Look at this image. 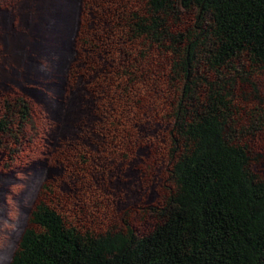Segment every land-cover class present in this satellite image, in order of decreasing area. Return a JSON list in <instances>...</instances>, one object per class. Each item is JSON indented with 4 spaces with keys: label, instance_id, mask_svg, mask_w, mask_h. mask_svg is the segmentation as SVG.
I'll return each instance as SVG.
<instances>
[{
    "label": "rangeland",
    "instance_id": "374dc122",
    "mask_svg": "<svg viewBox=\"0 0 264 264\" xmlns=\"http://www.w3.org/2000/svg\"><path fill=\"white\" fill-rule=\"evenodd\" d=\"M89 7L99 17L92 24L85 17ZM148 15L145 0L0 5V118L4 100L24 94L43 121L35 137L29 130L0 134V264H8L39 204L81 233L150 232L156 212L177 190L171 164L190 147L180 128L211 92L227 103L226 138L247 148L251 171L264 179V69L245 53L212 67L210 19L194 0H172L160 13L157 36L135 33L137 18ZM78 30L88 32L93 49L81 50ZM76 63L109 93L91 94L106 106V124L114 120L117 133L131 129L140 140L126 160L111 154L106 131L95 135L84 126L90 121L68 128L66 110L91 99L83 81L63 100L66 74Z\"/></svg>",
    "mask_w": 264,
    "mask_h": 264
},
{
    "label": "trees",
    "instance_id": "16d2710c",
    "mask_svg": "<svg viewBox=\"0 0 264 264\" xmlns=\"http://www.w3.org/2000/svg\"><path fill=\"white\" fill-rule=\"evenodd\" d=\"M145 1L150 15L137 18L135 33L157 36L172 0ZM194 2L210 19L212 67L245 53L264 69V0ZM26 99L4 100L0 134L32 129ZM198 109L180 128L190 147L171 164L177 190L150 232L81 233L39 204L8 264H264V179L251 171L247 148L226 138L225 99L211 92Z\"/></svg>",
    "mask_w": 264,
    "mask_h": 264
},
{
    "label": "flooded vegetation",
    "instance_id": "af4514ba",
    "mask_svg": "<svg viewBox=\"0 0 264 264\" xmlns=\"http://www.w3.org/2000/svg\"><path fill=\"white\" fill-rule=\"evenodd\" d=\"M90 7H91V5H90ZM90 7L88 8V10L86 12L85 17L87 18V20L89 18L90 24H92V22H94V21L97 22V20H99V17L93 16V12H91L92 9ZM91 17L92 18L94 17L96 19L93 18L94 20H91ZM129 30L131 31L132 28L129 27ZM80 32L82 33V31H80ZM80 32L78 30L77 33H80ZM88 36H89V34L87 31H85L84 34H81V38H80L81 50L85 49V50L90 51L89 45L92 46V49H93V47H95V46H93L94 40L92 38H89ZM79 53L82 54L81 52H79ZM74 65H75V69L70 70V68H69L68 72L66 74V81L64 82V85H63V100H65V97L67 95L68 90L72 92L74 85L76 86L83 81H84L83 83L86 84L85 86L88 85V87H89L87 91H88V97H90L91 99H92L91 94L94 91H97V93H98L101 88H102V92L104 94H109V93L105 92V88H103L101 86H97V84L95 83L96 82L95 80L86 79V77L88 76V72L82 68H78L77 65H80V64L76 63ZM113 69H114V67H113ZM114 70H113L114 75H116V76L118 75L119 79H122L124 74L121 75L117 69H114ZM118 83L122 84V81L118 82ZM77 88H79V87H77ZM114 92L116 93V91H113V93ZM104 94H103V97H101V98L105 99V102H108V100L110 101V99H107L104 97ZM101 98H99V100ZM91 99L86 98V100H83L80 104H78V105L76 104L75 106H72V109L66 110L68 113H67L66 117H64V116L63 117L71 119V121H69V123H68V128L70 129L73 126L77 127V128H81V125L84 124L85 121H90L89 122L90 125L84 124V126L89 128L93 132L96 130L95 135H97L98 131H100V130L102 132L106 131L105 133L108 134L106 136L109 138L111 154L115 153L116 155H119L120 159L126 160L127 155L130 154L132 152V150L135 151L138 144L140 143V140L138 142V140L134 137V134L131 133V129H127L125 134L123 133V129L120 133H117L118 129L113 124L114 120L112 121V123L108 122V125H107L105 122L107 114L104 113V111L107 110L106 106L103 104L95 103V101L97 100L96 98H95V101L93 99L92 100ZM27 102H28V109H29L30 118H31L32 123H33V127L30 131H34L33 136L35 137L38 135L37 131H40L39 127H42L43 121L39 120L38 117L36 119V115H35L34 109H33V102L31 103V100H29ZM67 104L68 103L64 102L63 108L64 107L66 108ZM93 111H95L96 113L94 114ZM92 119H94V122L91 121ZM104 134L102 135V137L104 136ZM132 136H133V138H131ZM41 137L42 136H40V138ZM65 138L67 139V136Z\"/></svg>",
    "mask_w": 264,
    "mask_h": 264
}]
</instances>
